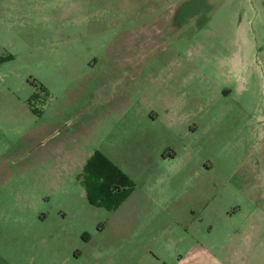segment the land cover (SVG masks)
Listing matches in <instances>:
<instances>
[{"label": "rangeland", "instance_id": "374dc122", "mask_svg": "<svg viewBox=\"0 0 264 264\" xmlns=\"http://www.w3.org/2000/svg\"><path fill=\"white\" fill-rule=\"evenodd\" d=\"M259 1L0 0V264H264V124L222 63Z\"/></svg>", "mask_w": 264, "mask_h": 264}, {"label": "crops", "instance_id": "0c3cea01", "mask_svg": "<svg viewBox=\"0 0 264 264\" xmlns=\"http://www.w3.org/2000/svg\"><path fill=\"white\" fill-rule=\"evenodd\" d=\"M247 11L249 20L240 23L244 48L222 58L223 75L239 99L246 97L254 122L264 124V0Z\"/></svg>", "mask_w": 264, "mask_h": 264}, {"label": "trees", "instance_id": "16d2710c", "mask_svg": "<svg viewBox=\"0 0 264 264\" xmlns=\"http://www.w3.org/2000/svg\"><path fill=\"white\" fill-rule=\"evenodd\" d=\"M85 171L88 176L83 184L90 204L108 209L118 205L112 204L111 200L119 195L116 194V190L120 189L119 180L128 182L121 171L101 153L94 155Z\"/></svg>", "mask_w": 264, "mask_h": 264}]
</instances>
